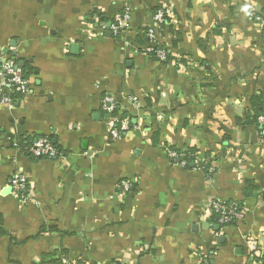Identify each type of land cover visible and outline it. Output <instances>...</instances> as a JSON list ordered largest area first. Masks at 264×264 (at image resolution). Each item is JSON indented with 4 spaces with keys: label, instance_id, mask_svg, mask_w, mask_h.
I'll list each match as a JSON object with an SVG mask.
<instances>
[{
    "label": "crops",
    "instance_id": "0c3cea01",
    "mask_svg": "<svg viewBox=\"0 0 264 264\" xmlns=\"http://www.w3.org/2000/svg\"><path fill=\"white\" fill-rule=\"evenodd\" d=\"M158 11L165 63L144 40ZM255 16L264 0H0V69L32 71L28 94L0 102V264L62 249L85 264H262L249 241L264 248V142L237 122L264 100ZM107 95L131 124L117 141ZM43 137L58 158L29 153ZM217 202L240 205L242 218L222 227Z\"/></svg>",
    "mask_w": 264,
    "mask_h": 264
},
{
    "label": "built area",
    "instance_id": "2783aa9c",
    "mask_svg": "<svg viewBox=\"0 0 264 264\" xmlns=\"http://www.w3.org/2000/svg\"><path fill=\"white\" fill-rule=\"evenodd\" d=\"M129 19L128 15L123 17V22H126ZM167 15L163 11H158L154 14V26L149 28L147 31V37L150 40L149 46L146 48V53L148 55L155 54L156 58L160 61L166 59V50L158 49L159 42L157 37V31L168 20ZM254 20L264 29V18L261 16H255ZM121 24L118 26L112 25L110 29L117 34L120 31ZM0 75L3 78V81L0 85V102L3 105H10L13 103L9 91L17 90L22 94L26 95L29 93V81L24 77L23 72L18 68L13 62H5L0 69ZM133 102L137 103V99H133ZM117 101L112 96H105L102 101L103 110L111 115L110 117V130L109 138L111 141L120 140L122 137L131 132V124L129 120L121 119L119 116H113L117 111ZM259 124L261 128L264 127V117L259 118ZM260 139L264 142V128L260 134ZM28 151L31 155L40 159L54 160L58 158L59 151L53 145L49 138H39L36 141L32 142L28 147ZM168 155L171 159H185L184 154H179L174 150H169ZM185 164V162H184ZM11 186L17 193H21L22 199H27V193L29 190L28 181L23 175H15L11 180ZM122 188L124 190L129 189L127 183H122ZM212 211L220 215L219 222L222 225H233L239 221L243 214L242 209L239 208L238 204L228 203V202H217L213 204ZM251 246L252 253L262 258V264H264V248H260L253 241H249ZM252 254V255H253Z\"/></svg>",
    "mask_w": 264,
    "mask_h": 264
},
{
    "label": "trees",
    "instance_id": "16d2710c",
    "mask_svg": "<svg viewBox=\"0 0 264 264\" xmlns=\"http://www.w3.org/2000/svg\"><path fill=\"white\" fill-rule=\"evenodd\" d=\"M168 20V19H167ZM164 26H166V22L161 26V28H163ZM145 32V39L146 43L149 45L150 44V40L147 37V31L148 29L144 30ZM163 46L159 44L158 49L162 50ZM149 56H151V58L155 61H159L162 63L168 62L169 60H171L170 54L166 51V59L164 61H160L156 58L155 54H150ZM22 72L24 77L27 79L28 76L30 75V73L32 72L30 68L26 67V68H22ZM24 94H22L21 92L14 90L13 94H11V98L12 100L18 102L23 98ZM113 116H116V113L113 114ZM260 117H264V100H263V96H256L252 99V111L250 113H248L245 118L243 119H238L237 122L240 125L243 126H256L259 129V133L261 134V132L263 131V128H261V125L259 124V118ZM56 147V146H55ZM58 149V148H56ZM175 150L177 153L179 154H184L186 157L185 159L187 160V164H190L191 162H193L194 160V151H187L184 152L183 150H178V149H173ZM256 190L250 185L247 189V194H249V197L252 196V194H254ZM229 203V202H228ZM240 209H242V207L240 205H238ZM212 215H213V219L216 221H219L220 219V215L218 213H215L214 211H212ZM222 227H224V225L220 224ZM232 225V224H231ZM40 264H85L81 261H78L76 263L72 262L69 258L68 255V251L67 250H57L51 253H47L44 254L43 259L41 261Z\"/></svg>",
    "mask_w": 264,
    "mask_h": 264
},
{
    "label": "water",
    "instance_id": "95a60500",
    "mask_svg": "<svg viewBox=\"0 0 264 264\" xmlns=\"http://www.w3.org/2000/svg\"><path fill=\"white\" fill-rule=\"evenodd\" d=\"M78 50H79V47H78L77 45H73V46H72V51H73V53L78 52ZM219 229H220V227H216V228H215V230H218V231H219Z\"/></svg>",
    "mask_w": 264,
    "mask_h": 264
}]
</instances>
